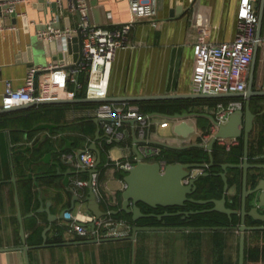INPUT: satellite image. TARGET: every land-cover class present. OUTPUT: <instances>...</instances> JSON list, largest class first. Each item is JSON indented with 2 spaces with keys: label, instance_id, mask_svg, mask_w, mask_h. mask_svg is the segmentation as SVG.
I'll return each instance as SVG.
<instances>
[{
  "label": "crops",
  "instance_id": "obj_1",
  "mask_svg": "<svg viewBox=\"0 0 264 264\" xmlns=\"http://www.w3.org/2000/svg\"><path fill=\"white\" fill-rule=\"evenodd\" d=\"M62 1L65 9L56 0H14L12 4L15 8L10 11L9 7L2 4V0H0V23L4 26L0 29V107H2L7 80H11L15 87H20L24 85L26 77L33 67L47 65L54 60H66V57L70 63L76 61L79 52L73 49L71 41L68 42L70 50L66 56V51L62 48L64 41L41 39L37 35V26L33 23V21H46L54 15H58L62 27L79 28L81 15L77 10L71 9L72 0ZM87 1L90 7L91 21L100 25L115 26L133 17L129 0ZM239 5L240 0H158L157 15L136 20L128 35V44L118 50L111 68L109 95L192 92L195 66L194 49L201 26L209 28L210 39L218 42L233 39L238 30ZM256 6L260 12L259 0H256ZM261 35L264 36V23ZM59 53L64 54L62 59H60ZM70 69L68 68V70ZM42 76V72H39L37 78L40 79ZM255 82L257 87L264 88V46L258 47ZM257 103L264 104V98H258ZM126 104L137 105L131 102L119 103L121 106ZM193 110L206 113L208 104L194 106L190 111ZM83 113L84 111L79 109L70 110L68 117L73 118ZM148 114L150 115L149 125H144L140 120H135V122L127 120L123 123L120 127L122 137L108 149V160L134 164L133 160L137 161V149L145 154L147 160H154L155 155L152 152L157 143L184 146L198 143L200 138L202 142H209L214 134L215 125L207 114L193 115L188 119L191 124L196 125V131L188 136L175 132L174 121L168 116L158 112ZM200 117L206 121L204 122L205 126L199 123ZM163 120H168L169 125L162 126L160 122ZM99 127H101V138L97 137ZM253 130H255V126ZM61 132L62 135L74 134V131L67 127H64ZM46 135L57 137L61 134H54L50 128L45 127L39 129L33 139L24 138L21 143L33 145L38 136L45 137ZM106 136L107 129L102 123H97L94 135L87 136V139L91 140L90 146L86 147V140H84L83 146L75 152H66L62 156L65 164H58L51 182L43 181V177L49 174H46V169H44L48 166L47 162L43 160L38 163L35 170L31 171L37 183L35 186L37 190L35 208L26 212L21 203L20 177L15 168L12 131L10 128L0 129V247L23 244L20 233L17 191L27 235L29 233L27 218L30 216H34L38 223L44 226V229L49 225V212L43 209V206L50 208L51 212L58 215L67 209L73 214L80 215L83 222L89 225L88 214H93L86 201L89 185L80 186L76 184V179L84 178L82 174L87 173L85 178L89 180L91 173L77 167V155L80 149L90 148L94 142L102 150V139ZM221 139L219 138V141L226 143L230 148L239 143L240 138ZM65 143V147L71 144L70 141H65ZM253 151L255 152L254 159L257 160L250 158L249 160L264 162V160H258L264 158V142L260 143L255 140ZM43 157L48 161H56L48 150L44 152ZM123 169L116 163L110 164L106 166L104 174H99L98 198L105 210H112L109 207L114 205H120V207L122 205V192L126 184L122 173ZM249 185L251 186V183ZM236 190V184H233L229 193H235ZM249 204L252 206L253 202L251 201ZM69 221L65 218L56 219L48 232V242L53 243L52 238L57 233L55 225L68 224ZM120 229L126 230L125 227ZM129 233L125 232L121 235ZM236 233L237 237L233 235L230 238L231 244L236 243V239L241 234L240 231ZM95 236L98 235L93 233L89 237ZM197 236L193 230L140 231L136 243H133L132 264H134L135 246L139 240L140 245L142 244L147 251L148 260L145 264H207V255L212 262L210 263L214 264V253L209 252L207 243L211 237L210 233L204 232L202 240ZM63 237L65 241L88 238L68 230H65ZM98 237L104 236L99 235ZM113 242L116 241L33 248L30 249L31 264H110V256L117 246ZM0 264H28L27 254L21 249L0 250Z\"/></svg>",
  "mask_w": 264,
  "mask_h": 264
},
{
  "label": "trees",
  "instance_id": "obj_2",
  "mask_svg": "<svg viewBox=\"0 0 264 264\" xmlns=\"http://www.w3.org/2000/svg\"><path fill=\"white\" fill-rule=\"evenodd\" d=\"M87 73L81 72L79 75V83L81 86L77 87L75 83L69 82V87L76 91L77 96H86L87 86ZM231 97L222 98H192V97H179V98H166V99H152L133 101L132 104H137L141 112L148 113H165L176 114L190 111L192 107L202 104H214L220 100L228 101ZM236 99V98H235ZM255 102L256 99H255ZM103 102H70V103H46L36 104L26 108H20L12 111L0 113V129L10 128L12 131V143L14 144V161L16 172L19 175V190L21 194L22 208L25 211H30L35 208L34 202L37 196V190L31 171H34L38 163L46 161L48 166L45 167V173L48 174L43 177V181L51 182L55 168L59 165H64L62 156L66 152H75L78 148L82 147L83 141L86 140L85 146L89 147L91 140L87 139V136L94 135L97 127L95 117L90 114V111L94 110ZM79 109L84 111L82 115L69 118L68 114L70 110ZM254 110L257 113L255 120V130L252 131L250 137V153L249 158L254 159V141L257 140L260 143L264 142V104L254 105ZM200 117L199 123L205 126ZM208 123V121H207ZM67 125V126H66ZM209 125V124H208ZM50 128L52 133L61 134L57 137L42 136L37 137L33 142V145H25L21 143V140L27 138L31 140L36 135L39 129ZM64 127L74 131V134L62 135ZM200 138V137H199ZM65 141H70V146L65 147ZM103 149L102 163L100 164L99 174H104L106 166L115 164V161L107 159V151L114 142H108L107 137L102 139ZM201 138L198 143H193L184 146H172L163 143H157V147L160 148L159 152L155 154L154 160H165L166 162H209L210 152L209 149L200 144ZM84 146V147H85ZM49 151L56 159V161L47 160L43 157L45 151ZM213 155L215 158L214 164L208 168L211 172L209 175H202L198 180V189L193 193L196 198H220L224 192V180L221 175L216 172L221 171L222 163L232 162L240 163L244 157V138L240 137L239 143L232 145L228 148L226 143L215 141L213 147ZM258 160H264L260 158ZM106 162H108L106 164ZM133 162H137L135 159ZM123 176L126 171L122 170ZM82 177H86L87 173L82 174ZM100 176V175H99ZM230 186L236 184L237 190L235 193H228V205L234 208L241 209L242 206V187H243V169L242 167H229L228 170ZM253 182L252 177L249 183ZM253 185V183H252ZM214 203H195L188 202L185 206H160L158 208L150 207L147 204H142L143 210L146 212L156 211L163 212L165 210H178V209H203L213 206ZM251 205L248 204V208ZM110 209H119L120 205H114L109 207ZM37 215V214H35ZM108 216L115 218L116 220H123L133 226L135 223L132 219V214L124 210L118 213H110ZM241 214L236 213L231 220L229 215L225 212L218 210L203 211L194 213L187 218H183L182 215L166 216L163 220L157 217H143L137 221L138 224H172V225H240ZM248 224H260L261 220L254 219L252 216L247 218ZM57 233L53 236L52 242L64 241L63 234L67 230L68 225L58 224L55 225ZM27 241L29 244H40L43 242V230L44 226L39 224L34 216L27 218ZM144 231V230H141ZM195 235H198L199 239L204 232L210 233V239H208V250L214 253V264H238L239 263V251H240V236L236 243L231 244L230 238L235 235L237 237V229H204L193 230ZM132 232V228L130 233ZM129 233V234H130ZM140 233V231H139ZM202 240V238H201ZM117 244L115 251L110 256V264H132L133 262V243L132 239H124L113 242ZM202 245V244H201ZM134 264H145L147 258V251L140 245V240L135 246ZM245 264H264V230L252 229L246 232V252H245ZM108 258V255H106Z\"/></svg>",
  "mask_w": 264,
  "mask_h": 264
},
{
  "label": "built area",
  "instance_id": "obj_3",
  "mask_svg": "<svg viewBox=\"0 0 264 264\" xmlns=\"http://www.w3.org/2000/svg\"><path fill=\"white\" fill-rule=\"evenodd\" d=\"M14 0H2V4L14 10ZM63 9L62 0H56ZM133 14L132 19L121 22L115 26L100 25L92 22L90 7L87 0H72L71 9L77 10L81 15L79 28H64L59 23V16L54 15L46 21H33L37 26V35L46 41L63 40V50H70L68 42L75 33L80 31L82 35V60L76 62L73 67H68V62L54 60L47 65L33 67L24 85L15 87L11 80L6 81L2 98V107L10 108L27 102L42 99L74 97L76 91L69 87V82L79 83L81 72L87 73L86 95L90 97H104L109 95L110 73L115 56L120 48L128 44V35L135 21L140 18H149L158 13V0H129ZM62 9V10H63ZM111 16V13H109ZM260 16L256 6V0H240L238 8V30L235 37L228 41H215L209 38V28L201 26L197 42L195 44V66L192 77L193 91L204 93L237 92L246 91L249 84L254 55L258 53V47L264 46V36H258V24ZM4 26L0 23V29ZM68 68H71L68 70ZM42 72V77L37 78ZM121 102L108 101L101 103L90 114L97 118H103L101 123L107 129V141H119L122 137L120 127L127 120H140L144 125H149L150 115L141 112L137 105H119ZM126 103V102H125ZM242 101L231 98L228 101L220 100L208 105L210 111L219 121L224 122L229 113L242 106ZM113 119V120H108ZM162 126L169 125L168 120L160 122ZM222 138L221 140H223ZM222 142V141H221ZM171 145L169 143H165ZM174 146V145H172ZM160 150L153 147L152 154ZM67 157V154L65 155ZM71 157V155H68ZM165 165V160H161ZM121 167L131 166V162H115ZM97 153L86 148L76 161L79 169L88 170L92 176L94 189L98 194L100 186L99 173L91 170L96 167ZM89 180L77 178L76 184L87 186ZM65 217L70 221L67 230L83 237H89L93 233L101 236H114L129 233L132 225L123 220H116L110 216L97 218L94 214H88V222L95 221L97 227L92 230L83 222L81 216L71 211L65 212ZM125 227L123 231L120 228Z\"/></svg>",
  "mask_w": 264,
  "mask_h": 264
},
{
  "label": "water",
  "instance_id": "obj_4",
  "mask_svg": "<svg viewBox=\"0 0 264 264\" xmlns=\"http://www.w3.org/2000/svg\"><path fill=\"white\" fill-rule=\"evenodd\" d=\"M260 1V20L258 24L257 35L261 36L263 23H264V0ZM55 3V2H54ZM73 44V49L78 53L76 61L72 63L66 57L68 67H73L76 62L82 60V35L80 31L74 34L70 40ZM67 52V53H66ZM65 55H68L69 51H66ZM60 59L64 57L63 53H59ZM257 67V47L256 53L251 66V72L249 75V84L246 91L237 92H218V93H204V92H188V93H156V94H129V95H108L104 97H90V96H77L66 98H51L42 99L34 102H27L20 105H15L10 108L0 107V113L12 111L20 108L30 107L36 104L46 103H70V102H133L152 99H166V98H179V97H192V98H222L232 97L242 101V106L237 107L234 111L228 114L227 119L224 122L219 121L210 111L201 113L198 111H186L176 114H164L174 121V130L180 135L188 136L190 133L196 131V125L191 124L188 119L193 116H201L207 114L215 125L214 134L209 142H202L200 144L205 145L210 152L209 162H168L165 165L161 160H147L145 154L137 149L138 156L137 162L131 166L124 167L126 174L124 176L125 188L122 192V205L119 209L105 210L98 198V194L94 189L92 176L89 178V194L86 197L89 210L97 217L107 216L110 213H118L122 210L131 213L132 219L135 222L132 226V232L128 235H114L104 237H88L78 240H64L61 242H48V232L53 226V223L58 218H65L64 210L59 215L51 212L50 208L43 206L49 212V225L44 229L43 236L44 242L40 244H29L27 241V233L24 223V214L22 212L19 192L17 191V201L19 205V218L21 223V237L22 245L12 247H0L2 251L21 249L27 254L28 264H31L30 249L37 247H44L49 245H65L73 243H92V242H106V241H118L124 239H132L136 243L138 232L141 230H204V229H237L240 234V251H239V263L245 264V252H246V232L252 229L264 230V162H251L249 160L250 153V137L255 126V120L257 113L254 110V105L257 103L258 98H264V88L256 86L255 71ZM255 99L257 102H255ZM193 109V107H192ZM103 118L95 117V121L101 124ZM113 120V119H108ZM131 121L135 122V119ZM101 127L98 128V138L100 135ZM244 138V160L240 163L224 162L222 163V170L216 172L221 175L225 184L223 195L210 198H196L193 193L198 189V180L202 175H209L211 172L208 170L214 164L215 158L213 155V147L215 141L219 138ZM175 146V145H174ZM97 153V164L93 168L92 172H98L100 164L102 163L101 149L94 142L91 147ZM84 149H80L77 157L79 158ZM229 167H242L243 169V187H242V206L241 209L234 208L228 205V193L230 189L228 170ZM86 170V169H84ZM200 170V171H197ZM252 177L253 182L249 185V180ZM16 180V177L14 176ZM253 183V185H252ZM253 202V205L248 208V204ZM188 202L195 203H210L214 205L203 209H178V210H165L163 212L143 210L142 204H147L150 207L158 208L160 206H185ZM218 210L225 212L229 215L230 219H233V215L236 213L241 214L240 225H172V224H138L137 221L143 217H157L163 220L166 216L182 215L183 218H187L194 213ZM252 216L254 219L261 220L260 224H248L247 217ZM92 230H95L97 224L95 221L89 223ZM96 235V234H95Z\"/></svg>",
  "mask_w": 264,
  "mask_h": 264
},
{
  "label": "rangeland",
  "instance_id": "obj_5",
  "mask_svg": "<svg viewBox=\"0 0 264 264\" xmlns=\"http://www.w3.org/2000/svg\"><path fill=\"white\" fill-rule=\"evenodd\" d=\"M205 251H207V250H205ZM205 255H207V254H205ZM206 257V256H205ZM209 259V260H208ZM207 261H208V263L207 264H211L212 262H211V260H210V257L207 255ZM211 262V263H210Z\"/></svg>",
  "mask_w": 264,
  "mask_h": 264
},
{
  "label": "flooded vegetation",
  "instance_id": "obj_6",
  "mask_svg": "<svg viewBox=\"0 0 264 264\" xmlns=\"http://www.w3.org/2000/svg\"><path fill=\"white\" fill-rule=\"evenodd\" d=\"M248 217H249V216H248ZM248 217H247V218H248Z\"/></svg>",
  "mask_w": 264,
  "mask_h": 264
}]
</instances>
